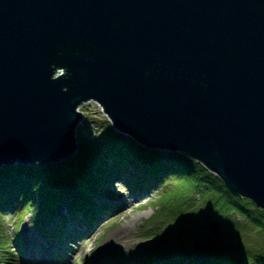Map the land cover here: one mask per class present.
<instances>
[{
	"label": "water",
	"instance_id": "95a60500",
	"mask_svg": "<svg viewBox=\"0 0 264 264\" xmlns=\"http://www.w3.org/2000/svg\"><path fill=\"white\" fill-rule=\"evenodd\" d=\"M87 101L264 213V0H0V166L71 157Z\"/></svg>",
	"mask_w": 264,
	"mask_h": 264
},
{
	"label": "trees",
	"instance_id": "16d2710c",
	"mask_svg": "<svg viewBox=\"0 0 264 264\" xmlns=\"http://www.w3.org/2000/svg\"><path fill=\"white\" fill-rule=\"evenodd\" d=\"M100 126L95 137L76 135L75 154L59 163L0 166V264H8L20 248L17 230L26 212L40 234L62 240L65 217L56 227L48 226L61 201L69 197L71 215L82 213L85 222L96 220L103 208L93 198L114 178L129 190L151 187L157 194L153 204L158 206L146 221L155 242L144 252L111 255L119 264H264L261 209L232 194L197 161L139 145L114 131L106 120ZM13 210L14 236L4 229L5 215ZM210 217L221 222L218 237L206 229ZM240 234L246 241L236 244L233 237ZM196 241L205 243L204 253L195 252Z\"/></svg>",
	"mask_w": 264,
	"mask_h": 264
},
{
	"label": "rangeland",
	"instance_id": "374dc122",
	"mask_svg": "<svg viewBox=\"0 0 264 264\" xmlns=\"http://www.w3.org/2000/svg\"><path fill=\"white\" fill-rule=\"evenodd\" d=\"M78 107L84 115L80 120L81 123L79 122L77 125V136L82 133L91 138L95 137L103 121L106 120L109 123L94 101L84 102ZM158 151L164 155L176 153L164 149ZM47 164L49 163L26 165ZM155 192L151 187L142 190H129L120 178L112 179L106 190L103 191V195H99L100 198H97L109 207L106 209V214H103L102 218L91 228V233L88 234L89 238H84H88L87 240H84L83 237L72 238V241L68 240L63 244L47 236L42 237L37 225L33 223L31 214L26 212L18 225L21 249L14 252L15 257L10 256L13 260H9L8 264H21L29 253L36 254L46 248L50 250V262L47 264H88V262L89 264H104V261L108 264H118L109 257L110 254L134 250L144 252L156 240V237L151 235L152 232L146 222L158 207L153 204V201L157 199ZM67 199L65 197L59 208L52 213L50 221L52 227L57 226L58 219L64 214ZM164 225V231H166L168 223ZM4 229L8 235L13 234L15 230L13 213L5 215ZM233 238L240 243L246 241L243 234H240L239 238ZM195 249L204 253L205 246L196 243ZM58 251H60L59 257L62 262L54 263V257ZM39 264H44V262Z\"/></svg>",
	"mask_w": 264,
	"mask_h": 264
},
{
	"label": "bare ground",
	"instance_id": "6f19581e",
	"mask_svg": "<svg viewBox=\"0 0 264 264\" xmlns=\"http://www.w3.org/2000/svg\"><path fill=\"white\" fill-rule=\"evenodd\" d=\"M99 202H103L102 200H99ZM94 226V224L86 226L84 225L80 220L75 221H67V232L70 239L73 237H85L89 238V235L91 233V228ZM67 235V234H66ZM88 235V236H87ZM88 238L84 239L87 240ZM110 238V237H109ZM83 240V241H84ZM108 242V240H107ZM50 250L49 248H46L44 251H40L38 253H29L28 256L25 257L23 262L21 264H39L43 263L47 264L50 262Z\"/></svg>",
	"mask_w": 264,
	"mask_h": 264
}]
</instances>
